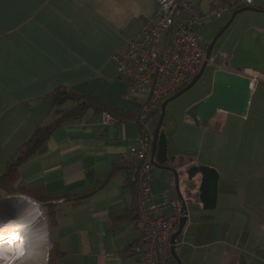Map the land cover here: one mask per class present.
<instances>
[{
  "label": "crops",
  "instance_id": "0c3cea01",
  "mask_svg": "<svg viewBox=\"0 0 264 264\" xmlns=\"http://www.w3.org/2000/svg\"><path fill=\"white\" fill-rule=\"evenodd\" d=\"M185 1L205 15L215 0ZM243 1L223 0L228 10L220 19H206V30L215 35ZM253 8L264 11V0ZM156 13L154 0H0V172L49 121L51 94L58 88L99 98L129 117L118 122L90 109L56 128L18 167V194L41 204L46 217L49 264H133L128 248L138 237L133 170L139 162L128 153L139 146L131 117L139 115L142 99L123 98L126 86L113 54ZM232 23L234 48L247 30H264V13L244 12ZM159 115L149 116L152 133ZM162 128L168 157L194 199L187 204L184 245L176 249L181 264H264V81L253 82L244 117L220 112L209 130L184 115L178 142ZM196 131L220 137L218 165L189 157ZM204 164L218 173L213 210L197 198L201 175L190 178L186 172ZM173 178L153 167L149 184L155 202Z\"/></svg>",
  "mask_w": 264,
  "mask_h": 264
},
{
  "label": "built area",
  "instance_id": "2783aa9c",
  "mask_svg": "<svg viewBox=\"0 0 264 264\" xmlns=\"http://www.w3.org/2000/svg\"><path fill=\"white\" fill-rule=\"evenodd\" d=\"M154 1L155 18L146 21L137 37L113 54L118 78L126 86L123 98L142 99L137 122L139 146L130 148L128 153L131 159L139 162L133 170L138 190L133 225L138 237L128 248L133 264H171L172 248L176 251L184 245L182 233L174 240L173 236L181 220L188 219L187 204L194 200L192 191L186 189V182L178 173L168 183L162 200L154 201L149 184L153 170V133L147 127L146 118L160 110L165 100L198 74L205 46L200 43L197 31L206 19H220L228 10L223 0H215L205 15L185 0ZM255 1L244 0L241 5L253 7ZM218 57L223 62L229 60L222 54ZM212 61L210 59L209 64ZM229 70L248 78L251 91L254 81H264V76L252 72Z\"/></svg>",
  "mask_w": 264,
  "mask_h": 264
},
{
  "label": "water",
  "instance_id": "95a60500",
  "mask_svg": "<svg viewBox=\"0 0 264 264\" xmlns=\"http://www.w3.org/2000/svg\"><path fill=\"white\" fill-rule=\"evenodd\" d=\"M244 12L264 13V11L253 7H244L233 12L229 21L217 32L210 44L205 48L204 60L198 74L188 85L165 100L160 106L159 119L153 131L152 165L156 169L169 172L174 178L178 176V172L175 169L173 157H168L167 139L165 131L162 128L165 118V108L170 102L189 91L199 81L209 63L215 43L229 28L234 18ZM228 64L230 69L235 72L248 71L264 76V30H247L234 47ZM250 95V80L248 78L232 72L216 71L213 75L210 94L201 102L191 107L185 115L196 127L211 130V123L220 112L244 117L249 105ZM186 172L190 178L196 174L201 175L197 198L203 204L205 210H213L216 206L218 187V173L216 170L206 166L193 165ZM39 205L41 206V204ZM186 222V218L181 220L178 231L173 236V240L181 235ZM171 252L173 261L176 264H181L174 248H172Z\"/></svg>",
  "mask_w": 264,
  "mask_h": 264
},
{
  "label": "rangeland",
  "instance_id": "374dc122",
  "mask_svg": "<svg viewBox=\"0 0 264 264\" xmlns=\"http://www.w3.org/2000/svg\"><path fill=\"white\" fill-rule=\"evenodd\" d=\"M212 21H215V20H212ZM197 33L200 38V43L204 46L207 45V43L215 36L213 35L214 31L206 30L205 25L199 28ZM234 41H235L234 23H232L230 27L221 35V37L216 42V45L212 51V55L210 58L213 61L211 64H208L206 66L204 73L202 77L199 79V81L189 91H187L186 93H184L183 95L175 99L174 101L170 102L166 106L163 125L164 127L166 126L170 129L169 131L174 141H175V138L177 142L183 140L177 134V131L180 129V126L182 124V119L184 115L186 114V112L191 107L201 102L203 99H205L210 94L214 73L216 71H228L230 69L229 64H228L229 60L226 62H223L221 58L218 57V54L231 56L232 51L234 49L232 48ZM158 119L159 117L154 119L152 123L154 124L157 123ZM147 127H149V129L151 130L150 127H152V124H150V121L149 122L147 121ZM196 132L197 133L191 136L193 140L190 142V145H188V148H187L188 149L187 153L189 157L194 158L195 160L199 159L201 163H208L210 165H214V164L218 165L219 164L218 162L220 161V150H219L220 137L219 138L214 137L213 135H211V133L210 134L207 133V135L206 134L203 135L202 133L203 131H196ZM175 147H177V145ZM211 150H215V151H211ZM203 166L215 169L212 166H208L206 164H204ZM154 169L156 170V168ZM11 195L13 196L19 195V196L25 197L22 194H16V193H12ZM11 195L0 193L1 198L2 197L5 198ZM26 198L27 197H25L24 199L27 200ZM30 200L33 202L32 199ZM40 209H42V212H43V208L40 207ZM189 209H191V207ZM43 215H44V212H43ZM44 219H45L44 221H45L46 228H47V222H46L45 215H44ZM48 244H49V241H48ZM48 253H49V247H48ZM48 259L49 258L47 256V260ZM46 264H48V261L46 262Z\"/></svg>",
  "mask_w": 264,
  "mask_h": 264
},
{
  "label": "bare ground",
  "instance_id": "6f19581e",
  "mask_svg": "<svg viewBox=\"0 0 264 264\" xmlns=\"http://www.w3.org/2000/svg\"><path fill=\"white\" fill-rule=\"evenodd\" d=\"M24 198L14 195L0 200V264L47 262L48 232L41 206Z\"/></svg>",
  "mask_w": 264,
  "mask_h": 264
},
{
  "label": "trees",
  "instance_id": "16d2710c",
  "mask_svg": "<svg viewBox=\"0 0 264 264\" xmlns=\"http://www.w3.org/2000/svg\"><path fill=\"white\" fill-rule=\"evenodd\" d=\"M234 7L235 11L244 8L241 4H236ZM51 98L53 102V111L49 121L45 125L39 126L33 132L30 138L22 145L16 156L0 172V193L7 195L19 193V187L15 186L18 167L37 153L39 148L56 128L70 122L78 121L86 111L90 109L108 112L110 115L114 116L118 122L129 119L128 115L122 110L103 100L94 96H80L67 88H58L51 94ZM157 113L159 115L160 110H157ZM138 119L139 115L137 118L136 116L131 117V120H135L136 122H138ZM146 119H149V117ZM135 218L136 209L134 211L133 222ZM48 258L49 264L50 256H48Z\"/></svg>",
  "mask_w": 264,
  "mask_h": 264
},
{
  "label": "flooded vegetation",
  "instance_id": "af4514ba",
  "mask_svg": "<svg viewBox=\"0 0 264 264\" xmlns=\"http://www.w3.org/2000/svg\"><path fill=\"white\" fill-rule=\"evenodd\" d=\"M216 34H217V33H216ZM216 34H215V35H216ZM213 38H214V37H213ZM213 38H212V39H213ZM212 39L207 43V45H205V48L210 44V42L212 41ZM215 45H216V43H215ZM215 45H214V47H215ZM213 49H214V48H213Z\"/></svg>",
  "mask_w": 264,
  "mask_h": 264
},
{
  "label": "snow or ice",
  "instance_id": "6c2138e0",
  "mask_svg": "<svg viewBox=\"0 0 264 264\" xmlns=\"http://www.w3.org/2000/svg\"><path fill=\"white\" fill-rule=\"evenodd\" d=\"M16 238H18V237H16ZM2 251H3V246L0 245V252H2Z\"/></svg>",
  "mask_w": 264,
  "mask_h": 264
}]
</instances>
